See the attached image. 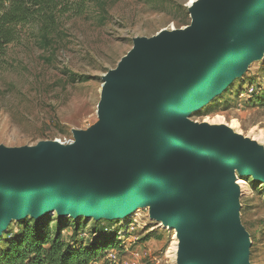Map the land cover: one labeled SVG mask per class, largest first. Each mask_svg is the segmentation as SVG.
Instances as JSON below:
<instances>
[{"label": "water", "instance_id": "obj_1", "mask_svg": "<svg viewBox=\"0 0 264 264\" xmlns=\"http://www.w3.org/2000/svg\"><path fill=\"white\" fill-rule=\"evenodd\" d=\"M190 13L191 30L136 39L106 75L98 128L73 144L0 148V238L14 219L124 220L142 204L176 231L179 264H250L231 179L238 169L264 183V155L187 118L258 51L264 0H201Z\"/></svg>", "mask_w": 264, "mask_h": 264}, {"label": "rangeland", "instance_id": "obj_2", "mask_svg": "<svg viewBox=\"0 0 264 264\" xmlns=\"http://www.w3.org/2000/svg\"><path fill=\"white\" fill-rule=\"evenodd\" d=\"M190 3L116 0L103 24L95 12L65 18L47 46H41L35 25L21 28L19 39L0 51V148H32L74 139V131L98 128L106 75L134 48L136 39L189 27L193 22ZM263 94L264 52L187 120L198 126L219 118L221 123L214 125L232 127L235 123L234 133L258 146L264 155V103L259 102ZM233 174L239 186V222L250 240L249 263L264 264V183L238 170ZM152 212L151 206H142L131 217L113 221L75 220L59 217L57 212L47 216L55 228L60 219L66 223V241L85 246L99 242L104 247L92 264H177L172 257L178 244L175 230L160 228ZM20 222L12 220L0 238V250L6 248L4 240L11 233L20 231ZM119 225L125 233L123 241L115 232ZM105 227L111 229L102 234ZM112 251L118 255L117 263L109 260Z\"/></svg>", "mask_w": 264, "mask_h": 264}, {"label": "trees", "instance_id": "obj_3", "mask_svg": "<svg viewBox=\"0 0 264 264\" xmlns=\"http://www.w3.org/2000/svg\"><path fill=\"white\" fill-rule=\"evenodd\" d=\"M115 2L116 0H0V51L3 52L17 41L21 28L27 26L35 25L41 46H47L50 39L59 33L65 18L95 12L98 21L103 24ZM259 102L264 103V94ZM52 222L49 216L21 221L20 231L11 233L4 240L6 248L0 250V264H92L99 259L100 253L104 251L99 242H90L85 246L75 241H66L63 236V231L68 227L66 223L60 219L55 228ZM120 228L122 227L119 225L115 229L117 236ZM110 229L105 227L101 233L109 232Z\"/></svg>", "mask_w": 264, "mask_h": 264}, {"label": "bare ground", "instance_id": "obj_4", "mask_svg": "<svg viewBox=\"0 0 264 264\" xmlns=\"http://www.w3.org/2000/svg\"><path fill=\"white\" fill-rule=\"evenodd\" d=\"M201 0H191V3H190V6L192 7V11L194 12V9H195V6L200 2ZM194 19V23H196V19H195V17L193 18ZM194 27V24L193 25H190L189 27H185L184 29H182V30H164V31H162L161 33H159L158 34V37H161V36H164L165 34H169V33H173V32H187V31H189V30H191L192 28ZM173 31V32H172ZM263 52H264V41L260 44V47H259V49H258V51L254 54V55H251V56H249L248 58H247V60L242 64V66L239 68V70L238 71H236L235 73H234V75L230 78V80L229 81H231L232 79H235V78H238V77H241L242 75H243V73H244V71H245V68L247 67V65L251 62V61H253L254 59H258V58H260V57H262L263 56ZM108 85H109V82L107 81L106 82V84L104 85V87H103V91H102V93H103V101H104V99H105V93H106V89H107V87H108ZM221 92V91H220ZM219 92V93H220ZM218 94V92H214V93H212L211 94V96L207 99V101H206V103L204 104V105H208V104H210V101L216 96ZM102 101V102H103ZM195 110V109H194ZM194 110H192V112L194 111ZM100 114H101V108H100ZM217 120H215V121H212V122H209L210 124H213V125H208V124H204V126H209V127H212V128H215V129H221V130H225L229 135H231V136H233V137H235V138H241L239 135H237V134H235L234 133V131L232 130V127H234L235 128V123L232 125V127H227V126H219V125H214V124H217V123H221L220 121V118L218 119V122H216ZM237 127V126H236ZM79 133H80V135L82 134V132L81 131H79ZM55 142H58V143H60L61 145H65V144H63L62 142H60V141H55ZM74 143V142H73ZM72 143V144H73ZM77 143V142H76ZM230 168H234L235 169V166H233V167H229V168H227L228 170L230 169ZM232 170V169H231ZM238 170V169H237ZM230 171V170H229ZM231 173H232V171H230ZM254 178H256V176L254 175L253 176ZM239 183V182H238ZM231 184H232V188H233V190H234V192H235V194H236V196H237V192H238V184H237V178L233 175V173H232V179H231ZM246 185L245 186H242V189H246ZM153 205V208H155V207H159L160 206V203H155V204H152ZM142 206V204H138L137 205V208H140ZM56 212V211H55ZM69 214H71V213H69ZM72 215V214H71ZM13 217V216H12ZM245 235H246V243H248V244H250V240H249V236H248V234L245 232ZM176 240L178 241V244L177 243H175L174 244V247H173V261H175L177 264H179L178 263V250H179V245H180V240H179V238H178V236H177V233H176ZM175 240V241H176ZM172 255V254H171Z\"/></svg>", "mask_w": 264, "mask_h": 264}, {"label": "built area", "instance_id": "obj_5", "mask_svg": "<svg viewBox=\"0 0 264 264\" xmlns=\"http://www.w3.org/2000/svg\"><path fill=\"white\" fill-rule=\"evenodd\" d=\"M60 142H62L63 144H71V143H73L74 142V139H70V140H65V141H60ZM159 226H160V228H162V229H166V230H171V229H169L168 227H164L163 226V224L162 223H159ZM175 234H176V231H175ZM118 239L120 240V241H123V239L125 238V233H124V231L122 230V228L118 231ZM109 260H111L112 262H114V263H117L118 261V255H117V253L116 252H110L109 253Z\"/></svg>", "mask_w": 264, "mask_h": 264}]
</instances>
